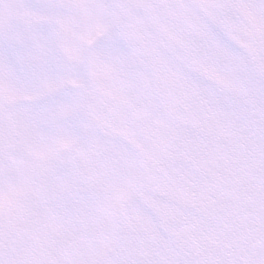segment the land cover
Returning <instances> with one entry per match:
<instances>
[{
    "label": "snow or ice",
    "instance_id": "1",
    "mask_svg": "<svg viewBox=\"0 0 264 264\" xmlns=\"http://www.w3.org/2000/svg\"><path fill=\"white\" fill-rule=\"evenodd\" d=\"M0 264H264V0H0Z\"/></svg>",
    "mask_w": 264,
    "mask_h": 264
}]
</instances>
